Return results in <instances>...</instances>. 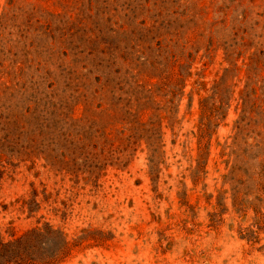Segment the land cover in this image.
<instances>
[{"label":"rangeland","instance_id":"1","mask_svg":"<svg viewBox=\"0 0 264 264\" xmlns=\"http://www.w3.org/2000/svg\"><path fill=\"white\" fill-rule=\"evenodd\" d=\"M44 225L27 264H264V0H0V231Z\"/></svg>","mask_w":264,"mask_h":264},{"label":"trees","instance_id":"2","mask_svg":"<svg viewBox=\"0 0 264 264\" xmlns=\"http://www.w3.org/2000/svg\"><path fill=\"white\" fill-rule=\"evenodd\" d=\"M29 211H32V208H29ZM50 232L52 230L48 225H44L42 231L35 228L20 236H15L14 232L7 228L5 233L8 238H5L0 231V264H19L20 262L27 264L26 261L32 262L31 257L35 255L34 243Z\"/></svg>","mask_w":264,"mask_h":264}]
</instances>
